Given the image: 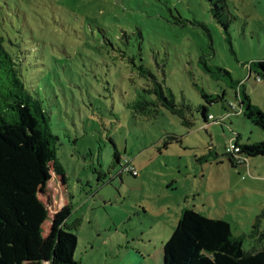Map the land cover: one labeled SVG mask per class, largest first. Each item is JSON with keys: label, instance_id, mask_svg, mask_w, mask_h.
<instances>
[{"label": "rangeland", "instance_id": "rangeland-1", "mask_svg": "<svg viewBox=\"0 0 264 264\" xmlns=\"http://www.w3.org/2000/svg\"><path fill=\"white\" fill-rule=\"evenodd\" d=\"M223 2L226 30L208 0H0L25 89L57 138L70 210L62 229L77 239L76 264H161L183 208L224 220L234 237L259 217L264 233V166L253 178L225 156L237 136L245 145L264 133L205 69L228 71L264 113V81L248 77V64L264 59V0ZM148 75L190 108V129L164 108L154 118L134 111L138 100L156 101ZM202 92H225L207 106L209 124ZM48 186L58 203L56 181ZM252 245L243 240L245 251Z\"/></svg>", "mask_w": 264, "mask_h": 264}, {"label": "trees", "instance_id": "trees-1", "mask_svg": "<svg viewBox=\"0 0 264 264\" xmlns=\"http://www.w3.org/2000/svg\"><path fill=\"white\" fill-rule=\"evenodd\" d=\"M213 19L224 29V0H208ZM17 44L5 34L0 19V264H76L73 255L77 239L62 227L70 216L67 205L50 215L49 184L66 185L65 173L55 157L57 138L49 131L48 117L40 102L25 89L21 74L23 56ZM214 81H224L234 91L235 105L242 116L264 133V113L254 107L243 84L234 81L228 71L205 66ZM248 77L264 81V59L248 64ZM150 93L156 101L138 100L134 111L154 118L159 108L177 116L181 125L190 129L192 113L186 105H177L152 75ZM206 106L200 112L206 124L207 106L223 103L225 92L217 95L201 93ZM175 140L174 138H172ZM237 136L232 145L238 150L227 154L231 167H240L247 159L264 158V141L241 145ZM118 161V155L115 154ZM45 200V201H44ZM51 216V218H50ZM50 220L48 230L44 224ZM249 238L250 251L243 249ZM259 217L248 235L234 237L227 222L205 217L193 209L183 208L176 227L162 247L161 264H257L264 253Z\"/></svg>", "mask_w": 264, "mask_h": 264}, {"label": "crops", "instance_id": "crops-1", "mask_svg": "<svg viewBox=\"0 0 264 264\" xmlns=\"http://www.w3.org/2000/svg\"><path fill=\"white\" fill-rule=\"evenodd\" d=\"M211 116V115H210ZM257 166H261V168L257 167ZM264 166V158L262 157H259V158H252V159H247L246 162L241 165L240 167H246L247 168V171L249 173V175L251 177H253L254 173L251 172V171H255V170H258V169H263L262 167ZM239 167V168H240ZM251 169V170H250ZM254 178V177H253ZM58 192L60 194V200L58 203H56L55 201V197L54 195L52 194L51 192V207L53 209V214L55 212H57L59 209H61L64 205H66L67 201L64 199L66 197V191H65V186H62V187H58ZM57 206V208H56ZM181 214V213H180ZM162 251V250H161ZM161 256V254H160ZM44 264H49V263H44Z\"/></svg>", "mask_w": 264, "mask_h": 264}, {"label": "built area", "instance_id": "built-area-1", "mask_svg": "<svg viewBox=\"0 0 264 264\" xmlns=\"http://www.w3.org/2000/svg\"><path fill=\"white\" fill-rule=\"evenodd\" d=\"M209 119H212V116H209ZM237 151H238V150L234 147V145H232V143H231L230 146H227V147L225 148V153H227V154L235 153V152H237ZM131 171L133 172L132 168H131Z\"/></svg>", "mask_w": 264, "mask_h": 264}]
</instances>
